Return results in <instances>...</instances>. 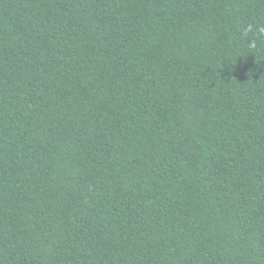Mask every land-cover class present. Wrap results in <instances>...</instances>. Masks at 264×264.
I'll return each instance as SVG.
<instances>
[{
	"label": "trees",
	"instance_id": "obj_1",
	"mask_svg": "<svg viewBox=\"0 0 264 264\" xmlns=\"http://www.w3.org/2000/svg\"><path fill=\"white\" fill-rule=\"evenodd\" d=\"M260 26L264 0H0V264H264Z\"/></svg>",
	"mask_w": 264,
	"mask_h": 264
},
{
	"label": "clouds",
	"instance_id": "obj_2",
	"mask_svg": "<svg viewBox=\"0 0 264 264\" xmlns=\"http://www.w3.org/2000/svg\"><path fill=\"white\" fill-rule=\"evenodd\" d=\"M252 28H253V26H252L251 24H249V25L246 27L245 32H250V31H252ZM257 32H258V34H262V35H264V26H260V27H258ZM253 46H254V45H253Z\"/></svg>",
	"mask_w": 264,
	"mask_h": 264
}]
</instances>
